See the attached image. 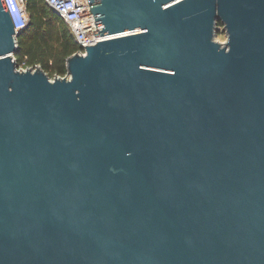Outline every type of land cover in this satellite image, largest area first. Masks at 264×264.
Masks as SVG:
<instances>
[{
    "label": "water",
    "instance_id": "water-1",
    "mask_svg": "<svg viewBox=\"0 0 264 264\" xmlns=\"http://www.w3.org/2000/svg\"><path fill=\"white\" fill-rule=\"evenodd\" d=\"M88 3L51 79L0 0V264H264V0Z\"/></svg>",
    "mask_w": 264,
    "mask_h": 264
},
{
    "label": "trees",
    "instance_id": "trees-1",
    "mask_svg": "<svg viewBox=\"0 0 264 264\" xmlns=\"http://www.w3.org/2000/svg\"><path fill=\"white\" fill-rule=\"evenodd\" d=\"M27 12L29 24L14 54L17 66H39L51 79L66 76L67 59L79 50L69 26L46 0H27Z\"/></svg>",
    "mask_w": 264,
    "mask_h": 264
},
{
    "label": "built area",
    "instance_id": "built-area-1",
    "mask_svg": "<svg viewBox=\"0 0 264 264\" xmlns=\"http://www.w3.org/2000/svg\"><path fill=\"white\" fill-rule=\"evenodd\" d=\"M46 1L48 5L69 26L71 34L79 47L77 53L85 54L87 45L94 44L105 39V37L95 38L94 31L97 30L95 24L96 20L94 14L90 12L88 0ZM4 3L12 18L16 31L19 32L21 30H25L29 24L27 0H4Z\"/></svg>",
    "mask_w": 264,
    "mask_h": 264
},
{
    "label": "rangeland",
    "instance_id": "rangeland-1",
    "mask_svg": "<svg viewBox=\"0 0 264 264\" xmlns=\"http://www.w3.org/2000/svg\"><path fill=\"white\" fill-rule=\"evenodd\" d=\"M216 39L220 43H225L226 42V34L223 32V30L219 31L218 36H217ZM18 68L21 69V70H26L27 69V67H25V66L24 67L21 66V67H18Z\"/></svg>",
    "mask_w": 264,
    "mask_h": 264
}]
</instances>
